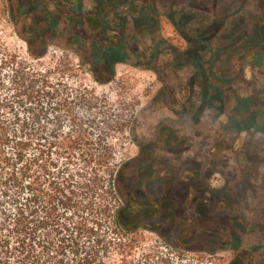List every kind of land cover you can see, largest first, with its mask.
Returning <instances> with one entry per match:
<instances>
[{
	"label": "rangeland",
	"instance_id": "obj_1",
	"mask_svg": "<svg viewBox=\"0 0 264 264\" xmlns=\"http://www.w3.org/2000/svg\"><path fill=\"white\" fill-rule=\"evenodd\" d=\"M3 3L10 46L29 56V45L52 41L45 67L67 56L85 64L80 83L137 101L113 140L139 253L163 242L174 264H264V0ZM111 58L115 80L100 84Z\"/></svg>",
	"mask_w": 264,
	"mask_h": 264
},
{
	"label": "trees",
	"instance_id": "obj_2",
	"mask_svg": "<svg viewBox=\"0 0 264 264\" xmlns=\"http://www.w3.org/2000/svg\"><path fill=\"white\" fill-rule=\"evenodd\" d=\"M7 11L0 0V28ZM93 22L104 24L103 16ZM37 42L41 49L29 45L25 56L0 33V264H174L168 243L139 253L141 227L122 219L113 139L137 101L80 83L85 64L67 56L45 67L52 41ZM116 60L97 82L115 80ZM187 234L194 237L193 228Z\"/></svg>",
	"mask_w": 264,
	"mask_h": 264
},
{
	"label": "flooded vegetation",
	"instance_id": "obj_3",
	"mask_svg": "<svg viewBox=\"0 0 264 264\" xmlns=\"http://www.w3.org/2000/svg\"><path fill=\"white\" fill-rule=\"evenodd\" d=\"M161 136H162V134H161V133H159V138H160V139H162V137H161Z\"/></svg>",
	"mask_w": 264,
	"mask_h": 264
}]
</instances>
